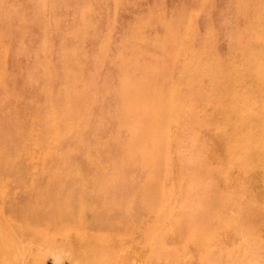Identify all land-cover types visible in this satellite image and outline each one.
<instances>
[{"label": "rangeland", "instance_id": "rangeland-1", "mask_svg": "<svg viewBox=\"0 0 264 264\" xmlns=\"http://www.w3.org/2000/svg\"><path fill=\"white\" fill-rule=\"evenodd\" d=\"M197 261L264 264V0H0V264Z\"/></svg>", "mask_w": 264, "mask_h": 264}, {"label": "crops", "instance_id": "crops-1", "mask_svg": "<svg viewBox=\"0 0 264 264\" xmlns=\"http://www.w3.org/2000/svg\"><path fill=\"white\" fill-rule=\"evenodd\" d=\"M226 226H228V225H226ZM228 239H230V238H227L226 234H225V237H223V238H222V237H221V238H219V240H220V241H222V240H223V241H226V242H227V241H229ZM194 249H195V252H194V254H195V256H196V259H197V258H198V259H200V254H199V252H198L197 248H196V247H194ZM194 249H193V250H194ZM196 253H197V254H196ZM197 264H198V261H197Z\"/></svg>", "mask_w": 264, "mask_h": 264}]
</instances>
